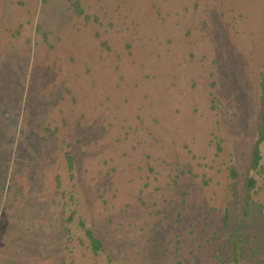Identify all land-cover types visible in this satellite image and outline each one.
<instances>
[{
    "label": "rangeland",
    "instance_id": "obj_1",
    "mask_svg": "<svg viewBox=\"0 0 264 264\" xmlns=\"http://www.w3.org/2000/svg\"><path fill=\"white\" fill-rule=\"evenodd\" d=\"M263 91L264 0H0V264H264Z\"/></svg>",
    "mask_w": 264,
    "mask_h": 264
},
{
    "label": "trees",
    "instance_id": "obj_2",
    "mask_svg": "<svg viewBox=\"0 0 264 264\" xmlns=\"http://www.w3.org/2000/svg\"><path fill=\"white\" fill-rule=\"evenodd\" d=\"M264 92V91H263ZM264 141V113L262 115V122L260 123L259 127H258V138L255 142V144L253 145L252 151H251V164H250V169L252 170H256L258 168H260V160H261V155H260V144ZM71 159H69V163L71 164ZM231 174L233 177H235V173L233 172V170L231 171ZM255 181L253 178H247L246 179V194H247V198H248V192L250 191L251 188L254 187ZM86 236L90 241V246L92 251L94 252V254H96L99 250H101V243L95 239L93 237V235L90 232H86ZM239 240L237 241V243H233V248L234 251H236V249H238V244H239Z\"/></svg>",
    "mask_w": 264,
    "mask_h": 264
}]
</instances>
